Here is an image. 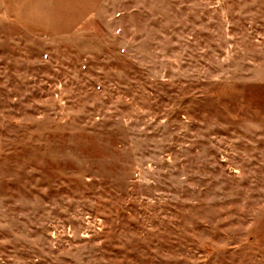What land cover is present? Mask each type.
<instances>
[{
    "label": "rangeland",
    "instance_id": "1",
    "mask_svg": "<svg viewBox=\"0 0 264 264\" xmlns=\"http://www.w3.org/2000/svg\"><path fill=\"white\" fill-rule=\"evenodd\" d=\"M0 264H264V0L0 21Z\"/></svg>",
    "mask_w": 264,
    "mask_h": 264
},
{
    "label": "crops",
    "instance_id": "2",
    "mask_svg": "<svg viewBox=\"0 0 264 264\" xmlns=\"http://www.w3.org/2000/svg\"><path fill=\"white\" fill-rule=\"evenodd\" d=\"M0 0V21L7 20L32 35L52 37L72 32L97 7L98 0Z\"/></svg>",
    "mask_w": 264,
    "mask_h": 264
}]
</instances>
